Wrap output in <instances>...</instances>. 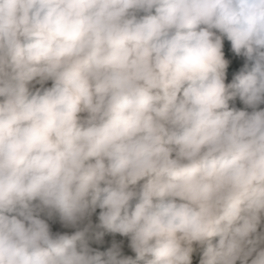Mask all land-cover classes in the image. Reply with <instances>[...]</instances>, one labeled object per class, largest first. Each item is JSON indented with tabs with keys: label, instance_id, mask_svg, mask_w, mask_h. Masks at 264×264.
Listing matches in <instances>:
<instances>
[{
	"label": "clouds",
	"instance_id": "1",
	"mask_svg": "<svg viewBox=\"0 0 264 264\" xmlns=\"http://www.w3.org/2000/svg\"><path fill=\"white\" fill-rule=\"evenodd\" d=\"M261 105L264 0H0V264H264Z\"/></svg>",
	"mask_w": 264,
	"mask_h": 264
},
{
	"label": "trees",
	"instance_id": "2",
	"mask_svg": "<svg viewBox=\"0 0 264 264\" xmlns=\"http://www.w3.org/2000/svg\"><path fill=\"white\" fill-rule=\"evenodd\" d=\"M225 44H226L227 48H230V42L225 40ZM230 55L232 57L233 63L230 66V70H229V77H228L229 82L231 80L232 75H234L235 72L239 71V69L243 67V64L246 61V58L243 57V56H237L235 53H230ZM235 106L236 107H240V108L244 107V105L242 104L241 101H239V99H237L235 101ZM261 107H264V105H261ZM93 219L95 221L96 217L94 216ZM65 230H67V229H65ZM112 242H118V243L122 242V246L124 247L125 254L134 256V253H132L127 248V240H126V238L120 236L119 234H116L114 236L113 235H107L105 237V243L103 245L94 244L93 247H97L100 251H106V249L111 246Z\"/></svg>",
	"mask_w": 264,
	"mask_h": 264
}]
</instances>
